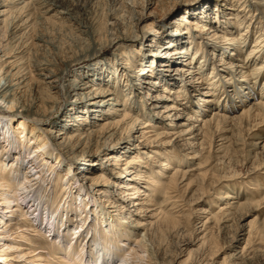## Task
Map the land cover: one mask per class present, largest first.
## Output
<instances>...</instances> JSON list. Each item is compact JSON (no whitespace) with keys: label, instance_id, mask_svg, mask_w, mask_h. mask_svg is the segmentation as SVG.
<instances>
[{"label":"bare ground","instance_id":"1","mask_svg":"<svg viewBox=\"0 0 264 264\" xmlns=\"http://www.w3.org/2000/svg\"><path fill=\"white\" fill-rule=\"evenodd\" d=\"M233 1L242 6L239 12L247 11L236 18L245 20L241 18L249 13L247 0ZM226 3L227 0H214L213 23L230 15L225 13L231 11ZM250 4L264 10V0ZM189 11L185 14L190 18L182 14L171 22L170 36L166 31L155 32L147 45L148 53L141 54L139 49L122 44L135 41V37L117 33L118 14L108 13L106 20L89 15L80 21L57 0H0V264H113L115 259V264L175 263H165L154 245L156 223L147 220L145 214L151 190L138 188L142 175L153 172L152 166L160 168L156 171L159 176L171 168V150L164 147L161 154L142 150L195 140L203 129L211 133L213 122L221 117L214 112L206 119L211 103L228 112L243 106L240 117L229 118L232 121L264 117V81L259 90L262 94L253 90L264 75V60L255 64L264 57V34L257 36L247 54L241 53L239 42L236 53L235 49L227 53L214 43L196 50L194 46L199 45L193 33L210 34L213 26L199 13L191 18L194 14ZM109 47H114L112 53L99 59L102 50ZM208 48L212 50L210 54L205 52ZM215 50L219 55L235 56L234 61L240 63L230 67L240 71L228 69L232 77L216 79L214 68L206 69L210 60L207 55L213 59ZM251 63L255 64L252 69ZM195 77L199 80L192 85ZM180 86L184 87L182 92L177 88ZM161 90L174 102L162 107V116L155 111L158 103L171 97L153 95ZM144 94L151 103L141 102ZM195 94L204 97L194 103L188 97ZM183 96L188 100L179 102ZM61 99L65 100L62 113L53 126L45 127L42 121L55 113ZM247 100L248 104L243 105ZM124 106L132 110L129 116L122 112L120 107ZM188 108L190 112L182 122ZM153 116L162 122L172 121L168 125L171 132L165 137L172 135L173 141H160L163 133L154 139L146 136L143 130L152 127L148 122ZM172 116L175 117L171 119ZM15 118L19 120L13 122ZM259 140L256 144L264 153V141ZM191 145L186 143L181 151L193 154ZM157 158L164 160L158 163ZM61 161L66 163L67 171L65 186L59 193L56 183L60 184L61 179L56 180L55 169ZM76 165L79 167L72 169ZM92 171L99 173L89 176ZM105 175H110V180ZM76 182L78 192L95 193L97 189V200L86 198L85 202L80 194L72 197L71 187ZM106 193L110 196L102 214L107 215V220L93 205L88 207L89 202L103 204ZM59 199L63 201L61 207ZM72 200L73 204L78 200L75 214L77 210L85 214L83 218L71 214ZM238 200L236 188L228 187L218 202H211L210 209L216 208L225 222ZM136 207L133 217L129 213L122 215ZM197 220L201 225L196 231L209 222L202 223L200 217ZM41 232L48 237L41 239L37 235ZM139 232L141 236H135ZM25 233H36L33 236L40 243L45 240V244H33ZM49 242L53 243L51 247Z\"/></svg>","mask_w":264,"mask_h":264},{"label":"rangeland","instance_id":"2","mask_svg":"<svg viewBox=\"0 0 264 264\" xmlns=\"http://www.w3.org/2000/svg\"><path fill=\"white\" fill-rule=\"evenodd\" d=\"M57 1L67 7L80 21H85L89 15L91 17L97 16V19L104 18L106 20L109 17L108 13L112 12L114 15L118 14L117 33H125L127 36L135 37V41H124L122 44L125 46L127 45L128 48L134 47L139 49L141 54L144 52L148 53L146 52L148 49L147 45L153 40L156 35L155 32L160 34L166 31L167 37L173 34V25H171V22L176 18V20H179V16L185 14L188 9H190L189 12L191 14H194L191 18L199 13L201 19L205 16L206 18L204 20L211 21V26H213L211 30L213 32L210 34L200 35L196 32L193 33V35H196L194 36V41L199 45L194 46L196 50H198V48L201 49L206 43H214L217 47L225 48L227 53L234 49V53H236V47L238 46L236 42H239V50L241 53L244 54L245 52V54H247L252 49L257 36L262 33L264 34V10L263 8L250 4V2L254 0H247V2H245L246 5H249L246 7L249 13L241 18V20L245 19L242 21H238L236 15L238 14L239 18L247 11H245V13L239 12L242 8L240 3L238 4L236 1L231 2V0H227V3L229 2V5L232 4V6L226 3L227 8L231 7V11L226 10L225 13H229L230 15L226 16V18H221L219 23H213V21L216 22L212 18L215 15L213 6L214 0ZM221 3L224 4L223 2ZM186 17L190 18L189 15H186ZM250 20H252L253 23L250 24ZM248 24L250 25L248 26ZM246 26H248V28H246ZM242 33L246 34V36H242ZM183 37H185V39L182 40L186 43L187 35ZM228 44H233V46ZM192 46H190L189 49H191ZM113 48L114 47H109L102 50L99 59L108 57L112 53ZM208 50L210 51V48L205 52L210 54L212 50L209 53ZM208 57L210 60H208L206 64L207 68H205L208 70L214 68L213 71L217 74L216 79H222L224 76L229 78L232 77L231 75L233 74L228 71V69H235V73L240 71L238 67H230L231 64L239 65L240 63V61H234L235 56L226 57V54L219 55V52L215 50L213 59L212 57L210 58V55H207V58ZM263 60L264 57L255 64H260ZM254 65L251 63L249 68L251 67L252 69ZM163 74L166 76V73ZM239 76L240 75H236V77L240 78ZM173 77L176 76H172V78ZM177 79L180 80V77ZM198 80L197 77L193 78L191 84L195 85V82ZM262 81H264V75L258 79L257 85H255L253 89L255 93L259 95L262 94L261 91H259L262 88ZM177 88H179L181 92L184 90L183 86ZM173 90L174 89H171V91ZM162 94H164V91L161 90L153 95L158 96ZM164 95L167 96V98H171H169L170 101L161 99L160 103H158L159 109L155 111H159V115L161 116L164 115L160 113L162 107L170 106L174 103L171 101V95ZM144 96L145 94L140 98L141 102L143 101L147 104L152 102H147ZM261 96L264 97V91ZM202 97H204V95L195 94L190 95L188 98L195 103ZM188 98L184 99L183 96V100L179 102H186ZM134 99L135 98L131 99V101ZM249 101L250 100L245 101L243 105H247ZM262 101L264 102V98H262ZM64 102L65 100L61 99L55 113L42 121L45 127L53 126L57 121L63 111ZM220 104H222L221 101ZM177 105L178 104H176V106ZM208 105L212 108H209L205 113L206 119L211 118L214 112L221 116L214 122L212 121L213 128L211 133H208L207 129H203L202 135L195 140L189 142H174V144L172 143L173 146L163 145L161 147L156 145L152 147L150 151H148V149L142 150V153L157 150L160 154L165 152L164 147H166V150H171V154H169L171 157V168L169 170L159 176L156 174V171L160 168L155 165L152 166L153 172L150 175L141 174L142 177L139 180L141 186H138V188L141 191L151 190V192H149V197H147L150 204L146 208L147 213L145 214L149 217L147 220H152L153 223H156L155 226L157 228L155 229L154 227V231L156 232L153 237L154 245L159 248L162 260L165 263L264 264V153L261 147L258 148L256 144L260 141V138L264 141V117L257 116L255 118H243L242 120L232 121L229 120V118L234 116L240 117V113L244 110L243 106L238 107L235 112H228L227 110H222L217 103ZM120 108L126 115L129 116L131 114L132 110H130L128 106ZM189 112L190 109L188 108L187 111L184 112L183 120H181L182 122L186 121ZM174 117L175 116H172L171 119ZM17 120L19 119L15 118L13 122ZM146 120L144 119L143 121ZM150 120L152 121L148 123L152 127L143 130L147 132L146 136L154 139L157 134L163 133V135H161L163 137L159 139L160 141H173L172 135H170L169 138L165 137L167 132H171L168 125L171 124L172 121L165 120L162 122L154 116L151 117ZM176 122L177 121L174 123ZM40 124L43 123L40 122ZM156 125L158 126L157 128H155ZM134 135L138 134H133V136ZM186 143L192 144L190 150L194 152L193 154L188 153V151H181L186 147ZM262 145L263 144L260 146ZM142 153L140 155H142ZM98 157L101 158L102 155ZM126 158L127 157H124V159ZM157 159V161H159L158 163L164 160L161 158ZM181 163L182 165H180ZM72 167V169H77L79 166L76 165ZM56 171H58L56 180L61 179L60 184V181L56 183V188L59 193H61L62 187L65 186L64 174L67 171L66 163L61 161V165L56 167L55 172ZM98 173L99 172L92 171L88 174L89 176H94ZM125 175L126 174L123 173V176ZM105 179L110 180V175H105ZM77 185H79L78 182L72 184V197H76L77 194H80L85 198V202L86 198L89 200H91V198L97 200V189H95V193H89L86 190L78 192L76 188ZM135 185L138 184L135 183ZM228 187L236 188L239 200L238 205L232 212V216L228 221L223 222L218 210L216 208L210 209V204L213 201L218 202ZM42 188L44 187L42 186ZM41 191H43V189ZM110 195L112 196V191ZM110 195L108 193L103 195V204H98L99 202H89L88 207L93 205L95 211L99 214L101 213L100 215L106 219L107 215L102 213L106 211L103 207L108 205L105 200L108 199ZM61 199H59L58 202H60ZM73 202V200L70 202V204H72L71 214L74 216L76 215L78 218H83L85 214L80 215L77 210L75 214L74 208L77 207L78 200H76V204H73ZM61 203L63 204V201L58 204L60 207L62 205ZM57 209H59V206H57ZM136 209L137 207L132 208L130 212H123L122 215L129 213V215L133 217ZM151 215L153 219H150ZM166 217H168V221L162 222ZM198 217L201 218L202 223L206 220L209 221L205 225V228L200 230L201 232L195 230L196 227L200 228L199 226L201 225L199 224L200 221L197 220ZM140 233L142 232L136 233L135 236H138V234L141 236ZM240 233H243V235H239ZM34 234L36 233H25L24 235L26 238L30 239L33 244L36 242L40 243L38 238L33 236ZM46 234L47 233L41 232L37 235H39L41 239H46L48 237V234ZM129 240H133V238ZM44 241L45 240L41 241L40 244H36L44 245ZM52 244V242H49L48 247H51ZM55 261L56 260L53 259V262ZM116 261L117 259L113 260V264H115Z\"/></svg>","mask_w":264,"mask_h":264}]
</instances>
